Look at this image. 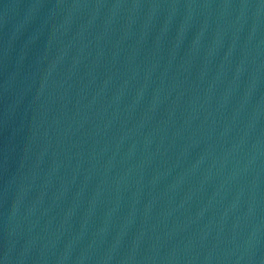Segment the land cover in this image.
<instances>
[{"label": "water", "instance_id": "1", "mask_svg": "<svg viewBox=\"0 0 264 264\" xmlns=\"http://www.w3.org/2000/svg\"><path fill=\"white\" fill-rule=\"evenodd\" d=\"M0 264H264V0H0Z\"/></svg>", "mask_w": 264, "mask_h": 264}]
</instances>
